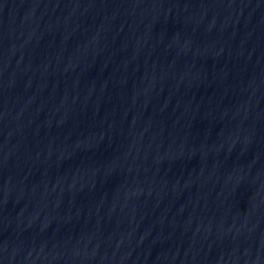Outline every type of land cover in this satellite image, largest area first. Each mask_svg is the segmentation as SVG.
I'll list each match as a JSON object with an SVG mask.
<instances>
[{"label":"water","instance_id":"1","mask_svg":"<svg viewBox=\"0 0 264 264\" xmlns=\"http://www.w3.org/2000/svg\"><path fill=\"white\" fill-rule=\"evenodd\" d=\"M0 264H264V0H0Z\"/></svg>","mask_w":264,"mask_h":264}]
</instances>
